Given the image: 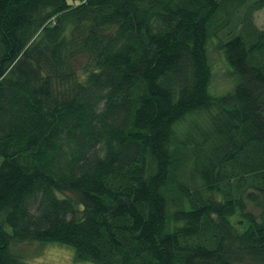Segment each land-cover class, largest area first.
Wrapping results in <instances>:
<instances>
[{"label":"trees","instance_id":"1","mask_svg":"<svg viewBox=\"0 0 264 264\" xmlns=\"http://www.w3.org/2000/svg\"><path fill=\"white\" fill-rule=\"evenodd\" d=\"M263 8L0 0V264H264Z\"/></svg>","mask_w":264,"mask_h":264},{"label":"rangeland","instance_id":"2","mask_svg":"<svg viewBox=\"0 0 264 264\" xmlns=\"http://www.w3.org/2000/svg\"><path fill=\"white\" fill-rule=\"evenodd\" d=\"M254 20L260 29H264V8L255 13ZM208 52L212 71L208 92L212 96H220L232 89L235 78L230 74L231 68L222 52L212 51L210 47ZM14 249L28 264H91L77 261L71 247L55 243L20 244Z\"/></svg>","mask_w":264,"mask_h":264}]
</instances>
